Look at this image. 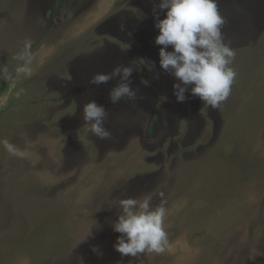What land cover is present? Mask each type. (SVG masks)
<instances>
[{
	"label": "rangeland",
	"instance_id": "374dc122",
	"mask_svg": "<svg viewBox=\"0 0 264 264\" xmlns=\"http://www.w3.org/2000/svg\"><path fill=\"white\" fill-rule=\"evenodd\" d=\"M159 2L0 0V141L18 153L0 143V264H264V0H216L237 74L218 108L176 102ZM129 64L134 101H110L118 78L90 83ZM91 100L110 138L87 131ZM161 193L170 247L122 259L111 201Z\"/></svg>",
	"mask_w": 264,
	"mask_h": 264
},
{
	"label": "clouds",
	"instance_id": "9594fccd",
	"mask_svg": "<svg viewBox=\"0 0 264 264\" xmlns=\"http://www.w3.org/2000/svg\"><path fill=\"white\" fill-rule=\"evenodd\" d=\"M156 9L159 11L154 27L158 35L154 43L160 46L159 67L173 78L172 94L176 102L185 103L193 97L209 107H220L229 97L237 74L230 66L236 55L235 49L224 42L221 32L224 20L218 12L216 0H160L154 11ZM159 13H164L163 19ZM15 58L22 62L16 69L17 74L30 76L29 65L33 59L30 41ZM151 67L156 68L155 61L151 62ZM135 70L132 64L116 66L110 73L95 74L90 83L99 86L118 78L119 82L109 92L110 101L113 104L125 99L134 101L137 91L132 88L131 77ZM107 116L105 107L95 100L83 106L87 131L100 139L111 137L105 127ZM0 143L9 153L18 154L7 140ZM160 195L161 203L156 207L152 206L150 197H117L111 201V207L116 209L111 228L118 234L113 249L122 259L162 254L170 247L169 234L164 228L168 210L163 193Z\"/></svg>",
	"mask_w": 264,
	"mask_h": 264
},
{
	"label": "trees",
	"instance_id": "16d2710c",
	"mask_svg": "<svg viewBox=\"0 0 264 264\" xmlns=\"http://www.w3.org/2000/svg\"><path fill=\"white\" fill-rule=\"evenodd\" d=\"M65 2H66V0H58L59 5L65 3ZM4 87H5L4 85H2V86L0 87V95H1V93L4 91Z\"/></svg>",
	"mask_w": 264,
	"mask_h": 264
}]
</instances>
